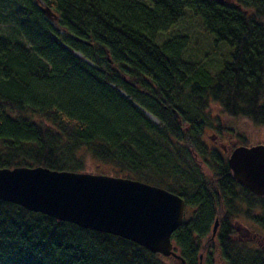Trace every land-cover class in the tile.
I'll return each instance as SVG.
<instances>
[{
    "label": "trees",
    "instance_id": "1",
    "mask_svg": "<svg viewBox=\"0 0 264 264\" xmlns=\"http://www.w3.org/2000/svg\"><path fill=\"white\" fill-rule=\"evenodd\" d=\"M0 8L13 24L0 34V169L82 173L95 165L162 188L189 210L171 237L185 264L200 256L205 264L215 256L264 264V243L237 234L246 220L264 239V200L238 185L224 154L204 143L212 130L235 139L231 149L246 146L224 119L264 129V0H0ZM187 13L214 47L228 48L220 67L183 61L178 38L157 43ZM169 261L0 201V264Z\"/></svg>",
    "mask_w": 264,
    "mask_h": 264
},
{
    "label": "water",
    "instance_id": "2",
    "mask_svg": "<svg viewBox=\"0 0 264 264\" xmlns=\"http://www.w3.org/2000/svg\"><path fill=\"white\" fill-rule=\"evenodd\" d=\"M42 11L57 20L50 9ZM227 166L238 185L264 200V145L236 147ZM0 201L127 240L185 264L171 241L183 223L185 203L162 188L107 175L16 167L0 169ZM216 230L217 221L213 235Z\"/></svg>",
    "mask_w": 264,
    "mask_h": 264
},
{
    "label": "rangeland",
    "instance_id": "3",
    "mask_svg": "<svg viewBox=\"0 0 264 264\" xmlns=\"http://www.w3.org/2000/svg\"><path fill=\"white\" fill-rule=\"evenodd\" d=\"M7 9L0 8V34H6L11 29L10 27L13 25L9 18H7ZM172 38H178L182 40V43L185 45V49L182 55V60L189 63H201L203 61L208 62V64L211 65V68H218L221 66L222 61L224 58H226V55L228 53V48L226 46H218L214 47L213 39L211 36L205 33L203 28L200 25V22L197 19H194L190 16V14H186L185 17L179 21L175 26H173L170 30H168L166 33H162L158 39L157 43L160 45L166 40L172 39ZM226 60V59H225ZM142 110H144L141 106L137 105ZM215 104L212 106V113L213 116L219 115V109ZM145 111V110H144ZM150 119L154 121L156 120L151 115H149ZM225 120V121H224ZM222 123L225 127L231 128L232 131L236 133L242 134L244 136L247 142L246 146H255L259 144H264V129H256L252 126H250L247 122L243 120H227L224 119ZM215 131L207 130L206 137H204V143L211 148V142L209 141L211 138H214L217 142H224V145L229 147V145L233 144V146H238L237 142H235V139L229 137L225 134L226 138L222 139V136L220 133H214ZM241 144V143H240ZM199 160V159H197ZM200 161V160H199ZM198 163V162H197ZM201 164V163H200ZM203 172H207L205 165L201 164L199 165ZM105 169H100L99 167H95V165H87V169L85 172L82 173H88L92 175H107L111 176L109 172L102 171ZM208 173V172H207ZM212 225L211 227H213ZM261 231V229L255 225H253L251 222L243 221V226L239 225L238 228V237L241 239H245L247 241H250L252 239H256L260 241L261 243H264V239L261 238V236L254 237V232L256 233V228ZM253 241V240H252ZM170 263L176 264L173 259L169 258ZM214 264H226L220 257L215 256ZM199 264H205L204 258L200 259Z\"/></svg>",
    "mask_w": 264,
    "mask_h": 264
},
{
    "label": "flooded vegetation",
    "instance_id": "4",
    "mask_svg": "<svg viewBox=\"0 0 264 264\" xmlns=\"http://www.w3.org/2000/svg\"><path fill=\"white\" fill-rule=\"evenodd\" d=\"M211 147L218 150V151H221L224 156L227 158L228 160V157L230 156V154L232 153V151L234 150L233 148L231 149V146L227 147L226 145H224V142H217L214 138H213V141L211 142ZM246 147V146H245ZM210 148V146L208 147ZM195 161L198 162V165H201L203 164L201 161L197 160L195 157H194ZM227 162V161H226ZM201 163V164H200ZM207 170V169H206ZM208 172V173H207ZM207 172L205 171L204 175L206 176H211V173L207 170ZM186 207V205H185ZM189 210L188 208H186L185 210V216H184V220L187 218V216L189 215ZM183 220V221H184ZM217 220V219H216ZM216 220H214L213 222V225H215L216 223ZM218 224V223H217ZM255 237V235H253ZM256 243L260 244L261 242L256 240V239H253ZM261 245V244H260Z\"/></svg>",
    "mask_w": 264,
    "mask_h": 264
},
{
    "label": "bare ground",
    "instance_id": "5",
    "mask_svg": "<svg viewBox=\"0 0 264 264\" xmlns=\"http://www.w3.org/2000/svg\"><path fill=\"white\" fill-rule=\"evenodd\" d=\"M260 145H264V144H260Z\"/></svg>",
    "mask_w": 264,
    "mask_h": 264
}]
</instances>
